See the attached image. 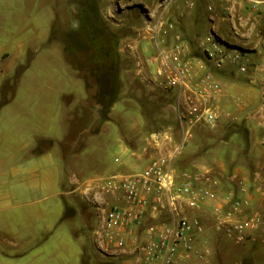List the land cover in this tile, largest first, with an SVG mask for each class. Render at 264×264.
I'll return each instance as SVG.
<instances>
[{"label": "rangeland", "instance_id": "rangeland-1", "mask_svg": "<svg viewBox=\"0 0 264 264\" xmlns=\"http://www.w3.org/2000/svg\"><path fill=\"white\" fill-rule=\"evenodd\" d=\"M160 1L163 0H0V136L8 125L21 127L27 120L31 123L30 114L36 115L38 109L55 115L60 110L61 131H68L57 157L63 169V189L70 200L68 213L79 210L91 223L90 231L96 237L103 224L96 208L92 212L90 208H72L71 204L72 199L92 204L83 195L84 184L114 174L141 172L161 156L175 154L173 168L178 175L209 174L219 178L222 190L238 188L241 182L264 186V181L255 179L258 174L264 175V83L260 79L255 83L244 79L247 73L236 74L231 63L233 67L225 65V76L235 87L233 109H219L221 120L215 127L198 126L190 134L184 133L175 110L177 92L151 81L155 70L151 59L157 55L158 45L148 26L156 22L162 11ZM228 1L229 7L236 8L237 4ZM177 2L173 0L167 12L174 24L173 10L184 12L187 4L183 0L184 4L175 6ZM216 5L215 0H209L205 4L207 12L213 13ZM231 8L227 11L232 20ZM232 22V28L224 24L220 29L226 39L217 35L216 38L227 46L229 53L240 52L249 61V67L264 75V38L261 34L245 35ZM247 23L242 18L237 21L241 28ZM175 31L178 33L176 24ZM210 32L207 25L203 35H211ZM206 38L194 41L191 56L205 59ZM103 45L110 50H104ZM4 52L9 56L4 57ZM75 69L86 81L88 92L87 101L77 103L76 117L70 101L72 95L67 96L69 107L63 100L59 108L57 100L44 99L46 89L52 86L55 97L72 91ZM210 69L216 76L220 71L212 66ZM218 80L223 90L221 77ZM244 87L261 95L259 104L247 106L241 97ZM249 111L252 119H238L239 114ZM117 144L123 149H117ZM203 166L210 169L206 171ZM225 173L234 174V179L224 177ZM204 208L207 231L217 232L211 235L214 254L210 264H255L248 250L252 236L242 244L229 240L216 229V217L209 210L212 207ZM261 208L250 206L240 217L258 210L264 212ZM80 222V218L67 220L72 227ZM56 235L57 240L45 241L44 264H71L74 241L66 225L60 226ZM97 247L94 246L97 258L91 264H138L136 256L123 253L116 261L101 254L99 250L108 252ZM48 254L54 260L48 261Z\"/></svg>", "mask_w": 264, "mask_h": 264}, {"label": "built area", "instance_id": "built-area-1", "mask_svg": "<svg viewBox=\"0 0 264 264\" xmlns=\"http://www.w3.org/2000/svg\"><path fill=\"white\" fill-rule=\"evenodd\" d=\"M232 1L238 4L245 0ZM249 1L255 11L264 4V0ZM172 2L160 1L162 11L148 26L158 45V53L151 59L155 65L151 81L177 92L178 122L181 130L190 134L198 126L215 127L221 120L215 102L223 90L207 62L219 70L231 63L237 71L248 73L249 61L240 52L229 53L213 34L203 42L205 59L191 56V45L168 19ZM186 2L195 4L194 0ZM174 157L155 158L138 173L114 174L84 184L83 195L103 219L97 231L99 247L126 250L136 256L138 264H210L212 249L207 244L198 246L207 232L203 212L208 201L219 212L216 229L237 244L247 242L264 223V212L240 217L250 206L247 184L222 190L221 180L209 174L178 175ZM141 230L143 234L138 235Z\"/></svg>", "mask_w": 264, "mask_h": 264}, {"label": "crops", "instance_id": "crops-1", "mask_svg": "<svg viewBox=\"0 0 264 264\" xmlns=\"http://www.w3.org/2000/svg\"><path fill=\"white\" fill-rule=\"evenodd\" d=\"M208 1L194 0L195 4L193 6L185 5L184 12L176 13L173 10L171 15L175 21L178 34L183 36L192 48L195 46L194 41L199 37V40H201L209 35V33L203 35V30L207 25L211 29V34L225 38L226 35L221 33L220 29L224 24H229L232 28V21L234 26L245 35L261 34L264 38V4H261L259 10L255 11L253 2L249 0L238 3L236 8L229 7L230 1L215 0L217 5L213 13H210L207 12L205 6ZM180 4H184L183 0H178L175 6H180ZM228 8H231L232 20L230 14H228ZM258 12H260L259 15H257ZM258 16H260L259 19ZM240 18L244 19L245 23L248 22L245 28L237 25ZM259 22L260 24L257 26ZM228 41L233 43L231 40ZM2 54L4 57L9 56L8 52ZM121 59L122 62L123 57ZM211 66L208 62V68ZM227 66L233 67L230 63H227ZM224 69L218 71L216 76L221 77L224 88L215 103L220 110L231 111L235 105L236 93L235 87L230 85L227 75L225 76ZM252 69V67H249V72L243 78L251 79L253 83L260 79V83H264L263 73ZM77 71V69L72 71V83L75 85L72 91L59 93L55 97L52 86L50 89H46L47 94L44 96L45 100H57L60 108L62 100L67 103V96L72 95L70 101H72L74 117H76L77 103L87 101L88 95L86 81L78 75ZM221 71L222 73H219ZM235 72L237 74V70ZM50 83L55 84L54 80H51ZM241 97L249 107L253 103L255 105L259 104L261 100V95L251 87H244ZM70 101L66 104L68 107ZM251 113L252 111L247 114L244 112L237 117L238 119L245 117L249 120L253 117ZM30 118H32L31 123L27 120L25 125L22 122L21 127L6 126L0 136V264H13V262L16 264H44V261H46L44 256L45 241L54 238L57 240L56 231L62 225H66V229L74 241V244L72 243L71 264H86L87 262L91 264L92 260L97 258L94 252V246L97 247L98 245L96 242L97 237L94 236V232L90 231L91 223L81 216L79 210L72 213V215L68 213L70 200L68 201V192L63 189V169L57 157L60 143L68 129L65 128L62 133L60 128L62 118L59 109L56 115L54 112L48 113L44 108L38 109L36 115L30 114ZM33 122H36V125L33 126ZM29 124L32 126L30 127ZM26 128L30 129L26 130ZM117 149H123V146L117 144ZM228 163L229 166L232 165L231 162ZM203 167L206 171L210 169L207 166ZM230 174L225 173L223 176L234 179L235 175ZM258 175L255 179L264 181V175ZM248 187L250 206L260 205L263 207L261 209H264V186L250 183ZM71 204L72 208H90L92 212L94 209L92 204L87 205L82 200L72 199ZM206 205L212 207L213 202L208 201ZM209 210L216 217L217 222L219 212H216L213 208ZM71 218H80L81 224L75 227L69 226L67 220H71ZM214 232L215 230L211 233L208 230L198 240V246L209 245L213 254L214 249L211 246L213 236H215ZM215 233L217 234V232ZM248 247L255 264L263 263L264 223L252 233ZM97 249L99 248L97 247ZM99 251L101 254L107 255V258L110 257L116 259V261L123 253L130 256L128 251L113 246L105 250L108 253H104L102 250ZM54 258L50 254L48 261L54 260ZM101 261L106 262L107 260Z\"/></svg>", "mask_w": 264, "mask_h": 264}, {"label": "trees", "instance_id": "trees-1", "mask_svg": "<svg viewBox=\"0 0 264 264\" xmlns=\"http://www.w3.org/2000/svg\"><path fill=\"white\" fill-rule=\"evenodd\" d=\"M100 34H98V36H99ZM103 48H104V50H110L109 48H106L104 45H103ZM98 51H99V49H98ZM112 51V50H111ZM104 53V52H103ZM109 55H111L110 54V52H109V54H108V57H110ZM103 58H104V60H105V62H107V60H106V55L105 54H103Z\"/></svg>", "mask_w": 264, "mask_h": 264}]
</instances>
